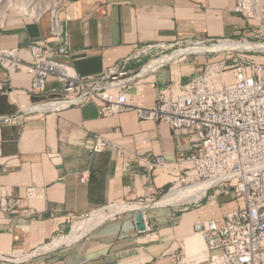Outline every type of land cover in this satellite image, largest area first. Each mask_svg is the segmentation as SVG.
<instances>
[{
	"label": "crops",
	"instance_id": "obj_1",
	"mask_svg": "<svg viewBox=\"0 0 264 264\" xmlns=\"http://www.w3.org/2000/svg\"><path fill=\"white\" fill-rule=\"evenodd\" d=\"M236 3L59 0L54 12L38 17L4 16L0 47L16 48L30 62V44L61 42V34L54 32L55 17L69 33V51L59 59L91 82L140 46L188 38H264V10L245 17L235 10ZM177 59L133 76L126 89L129 103L153 107L170 81L188 76L192 69L187 66H178L179 74L167 67ZM32 79L31 72H9L0 65V84L6 88L0 90V114H20L16 122L0 124V264H199L208 258L207 249L206 256L199 250L194 223L213 218L223 224L225 214L239 203L232 184L211 189L202 202L178 214L158 201L140 208L135 202L153 200L180 180L197 133L142 119L134 109L100 115L96 99L37 109L33 104L49 97L31 90ZM52 86L61 84L50 76L47 87ZM95 133L121 146L123 154L90 152ZM148 156H164L166 162L149 172ZM109 205L125 208L70 241L47 245L73 222ZM149 205L154 225L139 231L133 210Z\"/></svg>",
	"mask_w": 264,
	"mask_h": 264
},
{
	"label": "built area",
	"instance_id": "obj_2",
	"mask_svg": "<svg viewBox=\"0 0 264 264\" xmlns=\"http://www.w3.org/2000/svg\"><path fill=\"white\" fill-rule=\"evenodd\" d=\"M234 8L246 15L240 0ZM53 25L54 32L61 34L57 46L46 42L30 44V62L20 58L16 48L0 47V65L9 72H31V90L49 97L39 103L59 102L55 107H67L96 99L100 115L134 109L142 119L162 120L174 131L197 133L196 145L183 160L186 164L180 180L207 183L209 188L205 192L232 184L239 200L238 206L225 214L223 224L213 218L194 223L195 233L202 236L209 252L207 264H264V63L249 58L237 63L231 67V80L225 82L217 80L216 75L228 68L226 62L211 64L184 83L170 81L159 91L155 105L146 107L141 101L129 103L126 89L130 79L121 86L104 87L106 82L120 79L112 76L117 74L118 65L132 56L89 82L59 59L69 51V33L55 17ZM197 40L217 39L188 38L166 45ZM161 44L165 43L140 46L136 51L147 54L161 48ZM50 76L61 86L47 87ZM0 90L6 91L5 85L0 84ZM19 116V113L0 114V124L16 122ZM91 142L92 153L114 150L121 156L124 152L121 146L98 133L91 136ZM145 160L149 172L160 169L166 162L164 156H148ZM27 195H33L32 188Z\"/></svg>",
	"mask_w": 264,
	"mask_h": 264
},
{
	"label": "rangeland",
	"instance_id": "obj_3",
	"mask_svg": "<svg viewBox=\"0 0 264 264\" xmlns=\"http://www.w3.org/2000/svg\"><path fill=\"white\" fill-rule=\"evenodd\" d=\"M48 1L49 0H43V3H47ZM240 1H241V3L244 4L245 8H243V11L246 13V15H243V13H241V12H239V13L242 14L243 16H245V17H249L248 15H254V14H257L260 11L264 10V3H260L258 9L256 10V9L253 8L252 0H240ZM58 2H59V0H56V5H57ZM56 5H54V7L48 5L42 11V13L44 14V13H48V12L52 11L56 7ZM253 11H254V13H253ZM12 13L26 15V16H32V17L34 16L35 17L34 14H29V13L27 14V13L19 10L18 8L14 7V5H10L6 9L5 17L8 16L9 14H12ZM217 39H220V38H217ZM227 40H232V41H245V40H248V41H251V42H259V41L260 42H264L263 39L253 38V37L252 38L251 37L250 38H232L231 37V39H227ZM215 41L216 40H210V41L205 42L206 44H202V45L209 46L211 44L220 43V42H222L224 40H219L218 42L217 41L215 42ZM180 46L185 48L186 44L185 43H180V44H176V45H170V46H168L165 49L159 48V49H156L154 51L148 52L147 54L138 53L136 51V52H134L132 57L129 60H127L126 63L122 62V63H120L118 65L117 74L113 75L112 77H115V79L130 77V76L138 73L140 71V69L143 67V65L146 64L148 61L156 59V58H158V57H160V56H162L164 54L171 53L172 51L178 49V47L180 48ZM187 46H192V45H187ZM189 53H192V54H184V55L181 54V56L179 55L180 57L177 56V57L174 58V59L178 58L175 62L167 64V67L170 66V67H172V69H174L175 74H179L178 66L179 67L187 66L188 68L192 69V72L189 73L188 76L186 75V76H180L179 77V75H178V79L180 80L181 83L186 82L187 79L189 78V76L192 75L193 73H196V72H199V71H204L205 69H207V66H210L211 64H215V63L222 62V61L226 62V66L228 67L223 72L230 71L231 67L233 65H235L237 63L244 62L248 58L249 59H253L256 62H263L264 63V50H252V49L251 50H237V49H232V50H220V51H208L207 50V51L189 52ZM174 59H172V60H174ZM231 74H232L231 72H227V73H225V76H229V75L231 76ZM219 76H221V74H217L216 75V79L217 80H218ZM132 79L133 78H131L129 80L128 84L131 82ZM191 182L192 181H190L189 179L179 180L175 184H172L171 186H168L167 188H164L163 190H161L158 193V195L156 196L155 199H153V200H149V199L148 200H141V202L147 204V203H152L154 201H158L173 186H177L178 185V186H182L183 187L184 185L187 186V184H190ZM210 191L211 190H208L205 193V195H203L197 202H191V203L188 202V203H183V204H178V205L166 204V205H163L162 207L166 208L167 210H169V211H171V212H173L175 214H178L179 212L183 211L186 207L191 206L192 204H199L200 202H202L203 201L202 198H204V196L208 195ZM192 193H194V192L193 191H186L185 193H183L180 196V198L186 199L187 196L192 194ZM131 205H133V204H131ZM150 206H152V205H149L147 207H143V208L138 209V210H133V212L140 211V212H143L145 214V219L147 221V226H149V228H151V225H154V221L149 216V214L151 212L150 211L151 210ZM159 206H161V205H159ZM113 210H115V209H113ZM106 211L109 213L108 210H106ZM115 211H117V210H115ZM100 215L105 216V218L108 217L104 213H100ZM83 220H85V219L83 218V219H81L79 221L73 222L71 226H68L65 229L64 235L69 234L71 229H72V227L76 223H79V222H81ZM102 220H104V218ZM56 238H58V237H56ZM199 239H202V238L201 237L198 238V242H200L199 244L201 245V247L206 250L204 240L203 239L199 240ZM207 263H208V260H205V261H203V262H201L199 264H207Z\"/></svg>",
	"mask_w": 264,
	"mask_h": 264
},
{
	"label": "bare ground",
	"instance_id": "obj_4",
	"mask_svg": "<svg viewBox=\"0 0 264 264\" xmlns=\"http://www.w3.org/2000/svg\"><path fill=\"white\" fill-rule=\"evenodd\" d=\"M252 2H253L252 3L253 8L257 10L260 3H264V0H252ZM10 5H14V7L18 8L19 10H21L27 14L28 13L34 14L35 17H38L48 5L54 7V5H56V0H49L47 3H43V0H0V22L4 18L5 14H6V9ZM253 13H254V11H253ZM227 39H231V38L217 39L216 40L217 42L219 40H224V41H222L220 43H215V44L210 43L211 45H209V46L202 45V44H206L205 41H202V40H197L196 42H192V43H186L185 48L180 46V48L178 47V49L172 51L171 53L164 54V55H162L156 59L148 61L146 64L143 65V67L140 69V71L142 70V72H146V71L153 70L158 65H160L162 63H167L168 61L174 59L175 57H177L179 55L181 56V54L182 55L192 54L189 52H201V51H207V50L208 51H220V50H232V49H237V50H251V49L252 50H264V42H260V41L259 42H251L248 40L232 41V40H227ZM187 45H192V46H187ZM160 46L163 49L168 47L166 44H161ZM227 72H230V71H225V72L221 73V76H219L220 82H225V81L231 80L230 75L225 76V73H227ZM124 79H126V78H120V79L113 81V82H106L104 84V87H106L107 89H110L112 87L121 86ZM58 104H60V103L59 102L37 103V104L33 105L32 107L37 108V109H47V108H50L51 106H56ZM184 186L183 187L178 186V185L173 186L172 188H170V190L166 194H164L162 196V198L160 200H158V203L162 204V205H166V204L178 205V204L196 201V200H199L206 193L205 191L209 188V184L202 183V182L190 183V184H187V186H185V187ZM186 191H193L194 193L188 195L187 196L188 199L187 198L186 199L180 198V196L183 193H185ZM142 206H143L142 202L141 203L137 202V208H140ZM123 208H125V206H123V205H109V206H107L106 209L101 208L97 211H94L91 214H89L88 216H86L84 218L85 220H83L79 223H76L72 227L69 234L62 235L58 238H54L47 245L54 246V245H57V244L62 243L64 241L65 242L70 241V240L78 237L83 232L90 229L92 226L99 223L103 218L105 219V216L100 215V213H104L108 216L109 213L118 212L119 210H122ZM113 209H115L117 211H115ZM106 210H108L109 213ZM144 218H145V215H144ZM196 235H199L202 238V236L200 234H196ZM202 239H199V240H202ZM196 242H198V240ZM198 243H200V242H198ZM205 247H206V244H205ZM199 248H200L199 250L204 253L203 255L206 256V250L202 247H199ZM207 256H208V254H207ZM206 259H207V257H206Z\"/></svg>",
	"mask_w": 264,
	"mask_h": 264
},
{
	"label": "water",
	"instance_id": "obj_5",
	"mask_svg": "<svg viewBox=\"0 0 264 264\" xmlns=\"http://www.w3.org/2000/svg\"><path fill=\"white\" fill-rule=\"evenodd\" d=\"M133 219L135 222L136 229L139 231H143L146 229V223L144 220L143 212L136 211L133 213Z\"/></svg>",
	"mask_w": 264,
	"mask_h": 264
}]
</instances>
